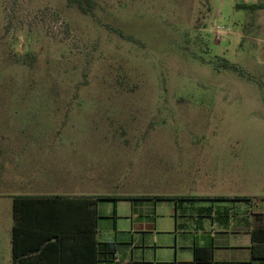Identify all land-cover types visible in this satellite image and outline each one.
<instances>
[{"label":"rangeland","instance_id":"obj_1","mask_svg":"<svg viewBox=\"0 0 264 264\" xmlns=\"http://www.w3.org/2000/svg\"><path fill=\"white\" fill-rule=\"evenodd\" d=\"M94 1L0 0V264L13 195L264 197V31L236 8L260 1ZM137 201L98 202V238L133 203L155 210L149 259L192 260L173 203Z\"/></svg>","mask_w":264,"mask_h":264},{"label":"trees","instance_id":"obj_2","mask_svg":"<svg viewBox=\"0 0 264 264\" xmlns=\"http://www.w3.org/2000/svg\"><path fill=\"white\" fill-rule=\"evenodd\" d=\"M68 7L76 8L85 16L94 17V0H64ZM236 8L255 11L264 9V3H240ZM114 32L122 39L137 43L138 40L120 30ZM219 68L242 73L236 65L222 60ZM117 200H172L194 201L191 196H69V195H26L12 197L13 226L11 229V264H119L116 261L118 245L100 243L96 240L98 214L97 201ZM34 213V221H25L27 213ZM48 212V221L38 218ZM259 230L252 238L260 242ZM140 244V243H139ZM193 257L196 263L238 264L214 262L212 248L195 247ZM140 264H151L140 262Z\"/></svg>","mask_w":264,"mask_h":264},{"label":"crops","instance_id":"obj_3","mask_svg":"<svg viewBox=\"0 0 264 264\" xmlns=\"http://www.w3.org/2000/svg\"><path fill=\"white\" fill-rule=\"evenodd\" d=\"M258 3H264V0H258ZM252 26L264 31V9L255 10L253 14ZM69 193V192H66ZM28 194H18L13 196H26ZM48 195H69L84 196L77 194H58L50 193ZM11 196V197H13ZM173 196V195H164ZM194 201L175 202L172 200H157V202H172L174 205V238L179 231L182 234L189 233L192 236V260L180 262L177 260V253L174 251V261L172 264H208L196 263L193 257L195 247L212 248V260L214 262H234L238 264H264V232L258 234L257 242L252 238V234L259 230H264V197L258 198L254 194L246 196H191ZM130 201V200H117ZM149 201V200H144ZM98 202L95 209L98 214V223L96 228V240L100 243H115L118 245L116 261L119 264H140L148 262L159 264L155 259H149L148 254H153L157 246L153 243L156 214L154 208L145 213L141 210L140 214L135 215L133 203L130 209V222L137 223L135 228L127 232H117L123 235L122 240L114 238L110 241H103L98 238L99 221L101 216L98 212ZM132 202V201H130ZM143 202V201H137ZM34 213H27L25 221H34ZM42 221H48V212L38 215ZM115 219L118 217L115 215ZM136 218V219H135ZM135 220V221H134ZM13 213L11 206V223L8 226V239L6 243L9 246V255L11 263V229L13 226ZM116 223V222H115ZM140 243V244H139ZM216 250H224L229 253L228 256L216 257ZM103 264V263H100ZM106 264V263H104Z\"/></svg>","mask_w":264,"mask_h":264}]
</instances>
